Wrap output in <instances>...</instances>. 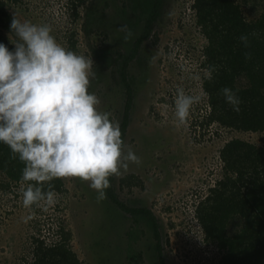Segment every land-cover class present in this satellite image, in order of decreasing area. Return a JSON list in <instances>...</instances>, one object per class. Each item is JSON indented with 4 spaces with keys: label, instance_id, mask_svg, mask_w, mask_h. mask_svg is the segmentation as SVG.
Here are the masks:
<instances>
[{
    "label": "rangeland",
    "instance_id": "374dc122",
    "mask_svg": "<svg viewBox=\"0 0 264 264\" xmlns=\"http://www.w3.org/2000/svg\"><path fill=\"white\" fill-rule=\"evenodd\" d=\"M193 1L167 0L149 37L128 64L127 80L133 86L134 100L123 140L125 152L131 147L141 163H130L127 171L112 178L122 202L148 207L158 218L167 264H222L218 247L204 238L196 204L222 177L220 151L227 140L236 135L262 143L264 133L238 134L218 122L200 123L209 112L202 83L206 70L201 67L202 46L207 40L196 24ZM238 1L248 19L257 18L264 10V0ZM132 3L9 0L5 6L8 15L0 12L8 27H0L14 46L16 37L10 28L14 15L21 21L48 24L62 46L92 58L95 76L89 91L99 97V109L110 112V118L121 124L127 90L118 70L122 55L133 50L147 16L143 12L140 25L134 26L132 22L143 10L138 8L134 14ZM96 5L99 7L93 12H104L108 19L91 24L87 11ZM124 24L133 32L129 41L119 31ZM178 87L186 94L202 97L184 124L174 115ZM63 179L65 189L56 193L58 202L51 207L41 201L39 206L26 209L22 194L0 197V264H22L25 258L31 259L30 237L40 233L50 242L57 239L61 224L71 232L70 245L82 264H159L156 239L146 217L121 211L108 197L98 202L89 182L75 177Z\"/></svg>",
    "mask_w": 264,
    "mask_h": 264
},
{
    "label": "trees",
    "instance_id": "16d2710c",
    "mask_svg": "<svg viewBox=\"0 0 264 264\" xmlns=\"http://www.w3.org/2000/svg\"><path fill=\"white\" fill-rule=\"evenodd\" d=\"M6 1L9 0H0V12L3 15H8L5 10ZM81 1L83 0H79ZM166 3L167 0H133L132 3L134 14L138 8L142 7L143 10L140 17L132 22L134 26L140 25L143 12L147 16L142 22L143 30L137 37L133 50L127 56L122 55L124 59L118 70L120 81L127 90L120 124L122 139L129 125L134 100L133 86L127 80V67L143 41L149 37ZM241 3L238 0L193 1L196 24L207 40V44L202 46L201 67L206 71L214 68L211 79H207L206 75L202 78L209 112L200 123L203 126L218 122L238 134H261L264 133V10L257 18L248 19ZM91 7L87 11V22L95 24L100 19H108L104 12H93L99 6L96 5L94 10ZM116 20L117 17H114L112 21ZM0 24L8 27L1 16ZM242 34L249 37L247 48L239 39ZM0 42L9 50H14L1 27ZM245 52L251 53V59H245ZM224 87L233 89L240 98L238 112L233 110L221 94L220 90ZM220 157L223 162L222 177L196 205V217L205 240L218 247L222 254V264H264V141L258 143L235 135L223 145ZM24 166L18 158H13L9 147L0 142V197L7 194L18 197L22 194L18 188L31 183L21 179ZM50 183L55 193L65 189L63 178L54 179ZM110 185L106 194L113 205L132 216H144L150 221L156 239L158 263L167 264L162 251L161 224L158 218L148 207L128 206L122 202L118 198L112 177ZM44 190H48L47 185ZM1 222L0 220V224ZM56 231L57 239L50 242L40 233L33 234L28 253L31 259L25 258L22 264H82L70 245L71 232L63 224Z\"/></svg>",
    "mask_w": 264,
    "mask_h": 264
},
{
    "label": "clouds",
    "instance_id": "9594fccd",
    "mask_svg": "<svg viewBox=\"0 0 264 264\" xmlns=\"http://www.w3.org/2000/svg\"><path fill=\"white\" fill-rule=\"evenodd\" d=\"M10 28L16 37L14 50L0 42V142L25 165L21 179L31 183L20 190L23 207L39 206L41 201L54 206L58 201L50 182L70 177L89 182L97 201L105 200L110 177L121 176L130 163L139 165L141 159L131 147L125 152L119 121L101 111L99 97L89 91L95 76L93 59L62 46L48 24L14 15ZM119 31L125 41L132 39L127 24ZM239 39L249 47L248 35ZM244 55L251 59L250 52ZM212 71H206L207 79ZM220 91L238 112L237 93L229 87ZM201 99L177 88L174 115L180 124L187 122Z\"/></svg>",
    "mask_w": 264,
    "mask_h": 264
}]
</instances>
